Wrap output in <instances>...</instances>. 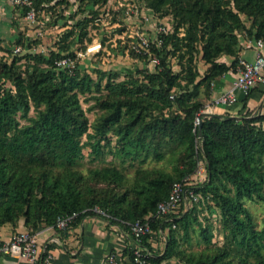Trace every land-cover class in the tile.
<instances>
[{
    "label": "trees",
    "instance_id": "1",
    "mask_svg": "<svg viewBox=\"0 0 264 264\" xmlns=\"http://www.w3.org/2000/svg\"><path fill=\"white\" fill-rule=\"evenodd\" d=\"M51 1L31 0L30 5H22L23 13ZM107 1L79 0L69 17L86 10L95 16L96 7ZM144 1L159 16H172L173 29L161 32L150 47L149 55L158 58L155 71L139 69L123 80H117L118 74L100 72L94 79L78 65L71 72L57 71L54 61L59 56L53 52L47 61L50 67L41 64L45 61L41 54L26 55L28 61L37 62H28L23 70L17 53L0 59V226L16 227L22 221L27 231L35 232L58 217L76 213L69 227L85 217L106 218L93 211L98 207L127 232L123 221L150 215L151 232L141 242L153 253L147 264L171 258L178 264H264V216L257 227L245 204V200L264 204V114L203 115L201 138L195 124L214 81L236 71L240 36L264 42V0ZM56 4L67 6L70 1ZM88 21L79 19L75 26L86 29ZM74 33L71 28L62 38ZM69 46L67 42L61 47ZM197 53L209 65L203 72L194 63ZM146 55L137 56L149 58ZM222 56L232 60L219 61ZM6 82L11 86L6 88ZM94 88L105 92L92 96L100 112L90 121L80 96ZM31 106L35 116L28 117ZM18 113L28 123L21 125ZM110 133L117 137L115 151L129 158L144 152L142 162L150 155L161 160L169 152L175 157L173 171L138 168L130 179L124 167L111 165L90 167L84 173L77 166L84 146H89L88 155L95 160L101 147L110 143ZM200 157L206 177L194 188L197 200H189L188 208L182 204L178 217L161 223L153 216L158 202L168 197L174 182L196 172ZM213 207L219 210L221 244L213 242L210 226L202 224L207 217H200L202 209L212 212ZM192 224L199 225L205 244L198 251L185 249L177 237L181 230L186 240ZM159 241L162 248L153 250V242ZM125 253L129 261L123 264H134L131 250Z\"/></svg>",
    "mask_w": 264,
    "mask_h": 264
},
{
    "label": "rangeland",
    "instance_id": "2",
    "mask_svg": "<svg viewBox=\"0 0 264 264\" xmlns=\"http://www.w3.org/2000/svg\"><path fill=\"white\" fill-rule=\"evenodd\" d=\"M56 1L42 3L40 7L36 8L32 6L33 15L30 16L23 13L24 0H0V59H9L12 53H17L21 58L19 63L24 64L22 65L23 70L28 62H37V59L28 61L26 55L41 54L45 59L41 64L50 67L51 63L47 62L51 59L50 52L56 56L58 54L61 58L70 52H84L88 46L101 43V47L95 52L77 58L76 63L81 72L90 73L94 79L100 76V72L118 74L117 80H123L139 69L155 71L156 64L153 60L156 54H152L153 57L149 55L150 47L158 40L163 27L166 30L173 29L171 15L159 16L146 6L144 0H108L104 5L96 7V10L95 6H87L97 12L95 16L86 10L84 13L80 12L70 18L69 15L77 10L79 0H69L70 4L67 6L56 4ZM82 18L89 19L86 29L83 30L75 26L76 22ZM71 28H74L75 33L68 39H63V34ZM84 31L86 34L81 35V32ZM182 32L183 30L180 35L183 34ZM145 41L148 46L144 45ZM67 42L70 46L64 50L61 46ZM156 46H158L157 42ZM145 51H149L147 53L149 58L140 59L137 55L144 56ZM200 56V53L195 54L194 63L200 72H203L209 65H204ZM169 60L173 70L177 71L179 67L176 65L175 58L171 57ZM56 70L58 71V69ZM104 84L105 79L103 78L101 86ZM10 86L11 83L6 82V88ZM102 91L105 92L103 89L98 91L94 88L91 93L80 96L82 107L90 121L100 112L95 97L92 96H98ZM200 96L203 97L202 94ZM27 116H35L33 106ZM16 117L21 125L28 123V118L21 116L20 113ZM110 135V143L101 147V153L95 160H92L88 155L89 146H84L83 156L77 165L80 170L85 173L90 167L115 165L120 169L124 167L123 170L130 179L135 176L138 168L158 167L165 171H173L175 157H171L169 152L161 160H156L153 155H150L142 162L144 152L130 158L117 153L115 151L118 148L117 137L112 133ZM85 139L86 137L83 136L82 141ZM198 160L197 170L200 167L205 170L202 157ZM102 186L100 184L99 187ZM245 204L253 214L257 227L262 226L264 204L251 200H245ZM213 208L212 212L207 208L202 209L200 217L203 215L207 217L205 220L202 219V224L207 223L210 226L213 232V242L221 244L223 233L220 229L219 210ZM177 237L187 250L198 251L205 246L199 233L198 224H192L186 240L181 230H177ZM156 245L157 250L163 246L160 241Z\"/></svg>",
    "mask_w": 264,
    "mask_h": 264
},
{
    "label": "built area",
    "instance_id": "3",
    "mask_svg": "<svg viewBox=\"0 0 264 264\" xmlns=\"http://www.w3.org/2000/svg\"><path fill=\"white\" fill-rule=\"evenodd\" d=\"M24 4L30 5L31 0H24ZM31 10L32 6L27 12V14L30 16L33 15ZM161 31L165 32L166 29L163 27ZM144 45L148 46V43L145 41ZM100 47L101 43H98L88 46L84 52H76L73 53V55L69 53L65 54L63 57L55 60V68L58 70L67 69L71 72L77 67L76 60L78 57H83L90 52H95ZM255 48L257 51L255 57L252 60H246L243 58L239 59V63L235 71L236 77L233 85L231 88L219 94L213 100V105H232L237 101V90H240L246 95L259 83L264 85V42L260 39L255 40ZM148 52L149 51H145V53ZM153 61L155 64H157L158 58L154 56ZM202 112H211V105L207 104ZM198 122L197 116L195 118V124L198 125ZM205 177L206 171L200 167L190 178H185L183 181L174 182L168 197L158 202L155 214L153 216L160 218L161 223H163L173 219V215L178 214L182 204L188 208L189 200H197V196L194 193L195 186L202 184L205 180ZM188 179H191V181H187ZM184 183L187 185H184ZM93 211H95L97 214L105 216V219L110 221L111 217L100 208L94 207ZM75 217L76 213H72L64 217H58L54 224L47 225L43 228L51 230L55 233V236L58 231L66 229L69 223H71ZM123 223L128 227L127 233L134 242L133 247L130 249L132 254V262L134 264H147L148 259L153 256V253L147 247L141 245V242L143 237L151 232L150 215L145 216L141 220L138 219L134 222L123 221ZM172 227L174 228L175 224H172ZM39 231L40 229L35 232H29L27 230L16 231L11 235L9 240H0V255L21 257L32 262L33 264H47L50 253L45 252L46 247H42V245H40L38 240ZM160 232L163 233L164 230H160ZM54 236H52L50 241L55 243L58 241V239L56 236ZM105 261L107 264H123L124 261H129V256L122 257L118 254L110 253L106 256Z\"/></svg>",
    "mask_w": 264,
    "mask_h": 264
},
{
    "label": "crops",
    "instance_id": "4",
    "mask_svg": "<svg viewBox=\"0 0 264 264\" xmlns=\"http://www.w3.org/2000/svg\"><path fill=\"white\" fill-rule=\"evenodd\" d=\"M239 59L252 60L256 54L255 40L245 39L240 36ZM264 51V48H263ZM220 61L230 63L232 57L222 56ZM235 72L228 71L211 86L209 100L205 103L211 105V112L218 115L229 112L231 115L241 116L246 112L251 115L264 114V85L259 83L246 97L240 90L236 91L237 101L232 105H213V100L225 90L231 88L235 81ZM23 222L16 227L10 224L0 226V240H9L16 231H25ZM55 236L57 242H51L54 232L42 228L38 232V240L42 247H48L50 253L47 264H103L110 253L122 257L128 256L125 251L130 250L134 242L127 231L116 223L100 216L85 217L75 225H71ZM54 236V237H55ZM157 245L153 242V250ZM0 264H33L32 262L17 256L0 255ZM162 264H178L171 258L164 260Z\"/></svg>",
    "mask_w": 264,
    "mask_h": 264
},
{
    "label": "water",
    "instance_id": "5",
    "mask_svg": "<svg viewBox=\"0 0 264 264\" xmlns=\"http://www.w3.org/2000/svg\"><path fill=\"white\" fill-rule=\"evenodd\" d=\"M209 114V112H202L199 116H198V127H197V131H198V137L201 138V117L203 115Z\"/></svg>",
    "mask_w": 264,
    "mask_h": 264
},
{
    "label": "clouds",
    "instance_id": "6",
    "mask_svg": "<svg viewBox=\"0 0 264 264\" xmlns=\"http://www.w3.org/2000/svg\"><path fill=\"white\" fill-rule=\"evenodd\" d=\"M210 113V112H209Z\"/></svg>",
    "mask_w": 264,
    "mask_h": 264
}]
</instances>
